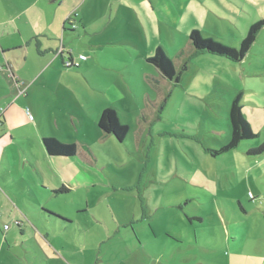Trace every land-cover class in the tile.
I'll use <instances>...</instances> for the list:
<instances>
[{
	"label": "rangeland",
	"instance_id": "374dc122",
	"mask_svg": "<svg viewBox=\"0 0 264 264\" xmlns=\"http://www.w3.org/2000/svg\"><path fill=\"white\" fill-rule=\"evenodd\" d=\"M6 3L11 5L0 0V9ZM79 4V22L67 23L66 49L79 62L74 65L83 63L80 54L96 64L68 68L64 79L53 81L49 98L23 96L24 112L8 114V135L0 141V264H45L46 248L34 235L35 223L53 228L41 215L44 206L75 220L71 233L90 238L76 244L71 233L63 235L66 249L59 236L52 237L54 249L77 254L81 264L113 256L117 245L96 243V235L115 229L125 213L141 219L144 207L149 218L135 223L139 234H154L149 221L159 241L173 220L182 226L179 238L167 233L181 241L170 249L180 260L190 255L214 262L212 254L219 261L224 253L238 252L264 262V154H247L264 142V126L255 116L257 138L221 154L209 151L230 141L231 102L239 93L247 111L264 104V26L244 62L198 52L190 41L197 29L204 38L239 47L249 27L264 19V0ZM158 47L174 61L178 81L148 60ZM107 107L129 127L125 141L99 128ZM44 136L77 144V154L48 155ZM78 219L91 225L80 228ZM122 233L135 237L123 227ZM162 248L166 259L172 256Z\"/></svg>",
	"mask_w": 264,
	"mask_h": 264
},
{
	"label": "crops",
	"instance_id": "0c3cea01",
	"mask_svg": "<svg viewBox=\"0 0 264 264\" xmlns=\"http://www.w3.org/2000/svg\"><path fill=\"white\" fill-rule=\"evenodd\" d=\"M9 1L11 5L6 3L3 9H0L3 15H0L3 17L0 18V51L4 53L2 54L0 52V141L8 135L5 132V126L9 121L8 114L16 109L24 112V106L22 104L24 100L23 96H25V99L29 97H38V99L49 98L48 94L51 89H53V81L59 82L60 79L62 80L65 78V71L68 70V68L65 67L66 62L71 59L74 62H78L75 61V55L70 53L66 48L69 34L71 33L67 28V19L73 14L74 18H76L75 20L73 18L72 22H79L80 15H78L76 9L81 4H79V0ZM253 46L247 56L252 52ZM8 52H14V54H7ZM247 56L241 62H244ZM79 60L82 59L79 57ZM82 61L83 63L76 68H86L91 63L96 64L95 59L92 57H88L86 60ZM59 87L60 85L56 89H59ZM243 102L246 115L255 131L257 129L253 122L255 116L259 119L260 125L264 126V104H260L259 102L254 104V101L253 104L255 106L253 107L254 112L252 113L245 108L247 101L243 100ZM142 206H145V204L142 203ZM177 207L179 209H184L180 204L178 206L177 204L170 205V208ZM42 209H45V206ZM145 209L147 208L144 207V213L141 219L137 218L136 213L131 215L125 213V218L121 217L119 221H117L118 224H116L115 229L106 227L107 230H104V233H98L96 235V243H112L116 244V248H118L111 257L104 255L96 258V264H212L216 262H219V264H264L260 257H254L256 259L255 261L254 258H245L238 252L224 253V255H221L219 261L216 259L217 256L211 253V256L215 259L214 262L207 260V258L204 259V256H201V258L204 259L205 262L204 260L196 261V259H193L190 255L184 256L183 259L180 260L178 256H175L176 251L170 249L175 243L180 244L181 241L171 238L167 233H171L172 236L179 238L176 232L181 234L183 229L182 226H180V224H175V220H173L174 223H171V228L163 229V237L162 240L159 241V235H157L152 223L149 221L148 226L154 234L151 236L146 232V229L141 230L142 234H139L135 229V223H143L149 218ZM41 215L43 219L49 222L53 227L52 230H50L46 226L41 228L38 226L39 224H34V235L36 238L41 239L42 250L46 248L45 256L44 258L42 257L45 264H81L77 254L75 255L73 253L72 256H67L62 250L59 252L53 248L54 241L52 237L55 235L59 236L63 248L67 249V244L62 236L71 233V225L75 220L72 222L69 217L64 216L63 218L67 220L64 221L47 215L43 211ZM198 218L197 216H190L189 220H198ZM86 221L78 219L76 223H78L80 228L91 225L88 223L86 224ZM58 225L60 227L59 231L57 229ZM183 225L186 227L185 224ZM122 227L123 229L125 228L132 231L136 240L135 237L133 238L129 234L122 233ZM170 230L175 232L173 233ZM187 230V236L189 238L191 231L188 227ZM87 231L89 232L91 230L88 229ZM71 234L76 244L82 243V237H84L85 241L90 239L87 234L83 235L81 232L78 234ZM94 236L95 234L91 235V237ZM165 236L168 237L170 241L165 240ZM43 239H45V242ZM181 240L182 242L184 241L183 238ZM92 241H94V239ZM162 247L166 248V254L172 256L166 259L163 255ZM69 249L68 247V250ZM73 249L78 251L77 248Z\"/></svg>",
	"mask_w": 264,
	"mask_h": 264
},
{
	"label": "trees",
	"instance_id": "16d2710c",
	"mask_svg": "<svg viewBox=\"0 0 264 264\" xmlns=\"http://www.w3.org/2000/svg\"><path fill=\"white\" fill-rule=\"evenodd\" d=\"M264 26V19L252 24L246 36L240 41L239 47L230 48L223 43L216 42L214 39L204 38L202 34L197 30L193 29L190 32V41L194 48L198 52H208L211 54L223 56L232 62H241L247 54L250 52L253 44L256 41L258 33ZM148 60L154 63L166 76L173 80H179L178 72L174 61L168 55V53L162 48L158 47L155 54L148 58ZM67 68H76L78 66L71 65ZM177 77V78H176ZM230 123H231V137L230 141L217 150H209L212 155L221 154L237 148L242 141L255 139L259 136V133L255 131L252 123L248 119L243 102V93H239L235 99L231 102L230 109ZM99 128L108 135H114L119 141H125L129 127L123 126L119 120L116 109L108 107L105 108L98 121ZM42 144L45 151L50 156H75L78 152V145L75 143H65L57 137L45 136L42 138ZM249 155H261L264 154V142L256 147H250L247 150ZM47 215H51L58 219L67 221L63 217L42 209ZM195 219V218H193ZM201 220V218H198ZM19 226V221L17 222Z\"/></svg>",
	"mask_w": 264,
	"mask_h": 264
},
{
	"label": "built area",
	"instance_id": "2783aa9c",
	"mask_svg": "<svg viewBox=\"0 0 264 264\" xmlns=\"http://www.w3.org/2000/svg\"><path fill=\"white\" fill-rule=\"evenodd\" d=\"M73 18H74V16H73V14H71V15L68 17L67 21H68V23L72 24L73 27H75V24H73V22H72ZM80 59L85 60V59H86V56L83 55V54H81V55H80ZM75 63H77V65L79 64V62H74V61L71 59V60H69V61L66 62V65L71 66V65H74Z\"/></svg>",
	"mask_w": 264,
	"mask_h": 264
}]
</instances>
